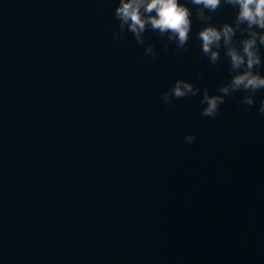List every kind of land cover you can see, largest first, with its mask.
Returning a JSON list of instances; mask_svg holds the SVG:
<instances>
[{
    "label": "water",
    "instance_id": "95a60500",
    "mask_svg": "<svg viewBox=\"0 0 264 264\" xmlns=\"http://www.w3.org/2000/svg\"><path fill=\"white\" fill-rule=\"evenodd\" d=\"M120 3L0 0V264H264V87L232 86L264 78V28L177 0L181 46Z\"/></svg>",
    "mask_w": 264,
    "mask_h": 264
},
{
    "label": "clouds",
    "instance_id": "9594fccd",
    "mask_svg": "<svg viewBox=\"0 0 264 264\" xmlns=\"http://www.w3.org/2000/svg\"><path fill=\"white\" fill-rule=\"evenodd\" d=\"M233 3L240 4V13L238 20L247 21L249 25L258 24L264 28V0H230ZM195 4H203L205 7L215 10L220 0H193ZM141 5L144 6L146 12H151L156 9L157 15L148 18L153 29H158L161 33L166 30H171L176 34L181 46L186 43L188 39V31L190 28L189 12L183 6H178L177 0H121L120 6L116 9V16L122 19L124 22L130 21V28L133 32H136L139 36V32L145 27V19L142 18L140 13ZM255 5V7H251ZM232 28L225 25L222 32L214 27H207L203 29L199 35L203 43V51L208 53L211 51V45L219 42L221 35L225 38L227 43L232 35ZM264 42V38H262ZM254 39H250L244 44V51L248 56V67L251 68L253 63H258V57L253 54L252 47L254 45ZM233 67H239L243 62V57L234 49L229 50ZM217 59V53L212 52V60ZM234 88L243 86L244 88L258 89L264 87V78L253 76L250 73H244L238 75L232 81ZM227 91V89H225ZM188 92H192V88L189 85H184L183 88L179 85L174 89V95L176 97H183ZM252 103L251 99L247 101ZM217 110V100L215 98L208 99V107L202 113L204 116L215 117ZM260 113L264 114V104L260 109ZM188 142H192V137L188 138Z\"/></svg>",
    "mask_w": 264,
    "mask_h": 264
}]
</instances>
